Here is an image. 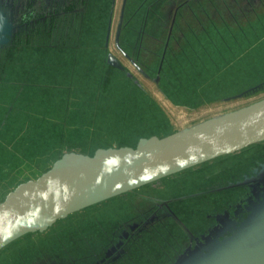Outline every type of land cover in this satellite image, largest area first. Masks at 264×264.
<instances>
[{
    "label": "trees",
    "instance_id": "1",
    "mask_svg": "<svg viewBox=\"0 0 264 264\" xmlns=\"http://www.w3.org/2000/svg\"><path fill=\"white\" fill-rule=\"evenodd\" d=\"M112 1L110 8L106 7L103 13V19L109 14L108 21ZM125 2L117 28L116 45L147 76L148 73L141 64L119 43L120 29L125 25ZM49 3L50 0H0L1 8L14 26L9 43L0 46L4 56L9 58V64L5 63L9 70L8 77L21 80L20 88L28 92L31 89L42 92L40 96L45 100L50 86H36L24 73L33 76L39 69L47 72L45 64L50 62L51 52L54 50L50 48L49 41L55 33L61 31L66 18L65 10L53 12ZM173 6L174 4L169 5L168 12ZM246 18L260 27L264 25V21L252 12ZM107 36L108 34L106 39ZM255 38L256 36L251 41ZM26 52L28 54H25V59L34 55L31 53H38L39 57L32 56L29 59L31 63L21 64L19 59L23 60L21 56ZM262 58L264 53L254 54L249 59L246 79L252 78L251 82H255H248L243 85H248V88L236 93L232 90L231 93L244 92L248 97L264 90V79L257 81L258 77L264 78V75L261 76L252 69H258L257 64L264 63ZM177 65L178 63L174 64V69ZM103 67L108 78L113 71L121 74L119 70L106 64ZM167 73L164 70L162 75L153 78L160 91L175 105L191 102L189 99L194 93H184V88L195 87L196 76L183 71L182 77H178L172 72V83L167 84L169 80L163 77ZM231 74V80L238 77L237 70ZM214 79L221 83L220 79ZM3 82L2 84H10L7 79ZM173 84L176 90L168 89ZM224 98L226 97H217L214 101ZM199 105L200 101L188 106L194 108ZM12 108L14 109L13 103ZM157 119H161V129L144 134L139 132L132 139L119 141L114 146H134L141 136H163L172 132L171 125L167 119L162 118V114ZM29 125L31 124L26 123L25 127ZM95 128V125L90 128L91 135L86 145H72L79 147L77 152L92 154L99 147L111 146L94 138ZM77 131V135H80L84 129ZM57 134L61 138L59 130ZM207 163L87 205L56 220L55 224L43 232L23 234L0 249V264H237L245 259H252L254 254L264 253L261 247L264 243V140L213 159L211 163L216 168H212L214 172H206V178H211L214 182L197 189L196 186L192 188L191 180L199 173L204 177L203 169L207 168L204 166ZM50 165L39 169V172L47 170ZM240 190L242 191L237 195ZM206 196L212 200L205 199ZM213 198L219 199L220 203H216ZM199 199L202 200L201 204H197ZM254 246L261 250L255 252Z\"/></svg>",
    "mask_w": 264,
    "mask_h": 264
},
{
    "label": "rangeland",
    "instance_id": "2",
    "mask_svg": "<svg viewBox=\"0 0 264 264\" xmlns=\"http://www.w3.org/2000/svg\"><path fill=\"white\" fill-rule=\"evenodd\" d=\"M122 1H112L108 23L109 47L105 48L102 54V59H105L104 56L109 52L120 61L124 67V72L120 70L121 74L113 72L114 74H110V78H108L105 72L99 73L101 70L105 71V67L100 65L102 59L99 62L100 66L88 65L86 61L81 65L79 59L75 65H71V56L75 55L74 52L67 49L55 52L51 54L50 62L45 64L47 72L39 69L33 76L24 73V76L31 78L36 86H50L45 94L46 100L41 98L42 92L31 89L30 92L25 91V93L19 94L12 101L14 109H12V103L5 101L21 90V88H16L22 86L21 80L8 77V71L7 75L5 71V78L10 84H2L4 82L0 78V93L5 92L6 95L0 100V102H5L4 110L0 109V201L18 183L28 178L37 177L40 173L39 169L50 165L57 155L70 149L79 150V147L72 145L77 143L81 146L86 145L87 139L91 135L90 128H93V125L96 126V132L93 133L94 138L104 141L105 145L114 146L119 141L132 139L139 132L144 134L161 129L163 127L159 121L161 119H157V116L161 117V114L162 118L167 119L171 125V130L174 131L194 123H200L213 114L220 115L221 112L238 108L264 96V90L248 97H245L243 92L240 93L243 95H239L236 100L216 103L218 101H214L215 98L224 96L231 99L236 94L230 91L239 92L248 88V85L243 86L244 84L255 82H251L252 78L246 79L243 76L231 80L233 79L231 74L229 79L232 82L225 87L213 85L211 79L204 78L201 81L199 79L194 82L195 87L184 88V93H194V96L189 99L193 103H184L186 105L179 106L172 103L160 91L154 77L151 76L152 74H147V76L140 74L139 70L131 64L116 45L114 34L120 12L122 13L123 9H121ZM257 8L259 11H263L260 19L264 21V6L258 5ZM229 9H226L224 18H216L217 25L225 27L226 32L229 28L239 32L238 29L236 30L239 13L230 12ZM246 30L245 35L248 36V40L253 39L252 34H257L260 41L253 47H251V42L243 44L240 48L246 47L244 53L251 52L255 48L263 49L264 25H261L259 29H253L247 25ZM222 34L224 35L223 41L228 42L230 40L228 35L224 32ZM219 35L220 32L202 33L205 41L195 43L198 48L197 52L204 56L199 61L204 67H211L213 60L221 59L220 56H223H214L215 48L222 46L221 40L218 39ZM243 35L239 34L240 37ZM186 36L187 40L191 41H194L196 37V35L187 32ZM242 40L245 41V39ZM86 51L80 50L79 52L85 53ZM25 54L28 52L24 53V56ZM31 54H34L32 56L35 58L39 57L38 53ZM32 56L23 60L25 64L31 63L29 59H32ZM89 59L94 60L95 58L91 56ZM3 61L9 64V58L4 56L3 50H0V63ZM190 61L193 63V58ZM177 71L174 70L173 74L182 77L183 73ZM127 72L133 77H128ZM258 73L261 76L264 75V63L259 66ZM100 74H103V80H98ZM170 76L167 73L166 80H171ZM133 79H136L141 86H137ZM262 79L264 78L258 77L257 81ZM252 85L254 83L250 86ZM198 101L201 102V105L194 108L189 107ZM26 123L31 125L25 127ZM19 127L21 130H18ZM77 129H84V131L77 135L79 134ZM58 130L62 133L61 138L57 134Z\"/></svg>",
    "mask_w": 264,
    "mask_h": 264
},
{
    "label": "water",
    "instance_id": "3",
    "mask_svg": "<svg viewBox=\"0 0 264 264\" xmlns=\"http://www.w3.org/2000/svg\"><path fill=\"white\" fill-rule=\"evenodd\" d=\"M13 28L0 6V46L10 41ZM106 61L124 72L111 53ZM126 75L133 77L129 72ZM239 95L243 94L216 103L236 100ZM217 114L163 136L140 137L134 146L99 147L92 154L62 153L47 170L18 183L0 201V249L23 234L47 230L56 220L87 205L264 140V96ZM237 264H264V253Z\"/></svg>",
    "mask_w": 264,
    "mask_h": 264
},
{
    "label": "flooded vegetation",
    "instance_id": "4",
    "mask_svg": "<svg viewBox=\"0 0 264 264\" xmlns=\"http://www.w3.org/2000/svg\"><path fill=\"white\" fill-rule=\"evenodd\" d=\"M110 2L111 0H50L49 7L54 10L53 12L58 10H65L66 12V18L61 25V31L55 33L49 41L50 48L54 49L51 54L67 49L75 53L74 56H71V65H75L79 59L81 65L86 61L88 65L96 64L103 67V64H106L110 66L106 61L109 52L104 56L105 59H102L104 49L109 47V37L107 36L108 39H106V34L109 32V14L107 13L105 19H103V13H105L106 7L110 8ZM124 2L123 0L122 3ZM170 4H174V6L168 12L167 9ZM68 5H71V7H67ZM258 5L264 6V0H245V2L244 0H126L123 10V23L125 25L123 29H120L119 43L122 48L129 51L127 52L130 55L134 56V59L141 64L149 75L152 74V77L162 75L164 70L170 75L174 70H178L177 72L187 71L189 74L196 76L194 82L199 79L200 81L204 80V78L211 80L218 78L221 83L215 80L213 83L216 84L213 85H223L220 87H225L230 80L229 76L231 72L234 70H237L238 77L243 76L247 78L249 72L248 65L250 64L249 59L254 54L264 53V48H255L247 53H244L246 47L240 48L247 42L248 44L251 42V47L259 44L260 40L257 34H253V38L255 36L256 38L252 41L251 39L248 40V36L245 35L247 25H250L253 29L260 28L251 19L246 18L252 12L253 15L260 19L259 15H262L263 11H259ZM228 8H230V12L239 13V17L236 20V30L238 29L237 31L239 32L231 28L226 32L225 27H218L217 25L216 18H224V14L226 16V9ZM117 28L114 34L115 41ZM186 32L196 35L194 41L187 40ZM217 32H220L218 39L221 40L222 46L215 48L214 56H223H220L221 59L213 60L211 67H204L199 63L200 58L204 56L197 52L198 48L195 46V43H203L205 41L202 33ZM222 32L227 34L230 39L226 43L223 41L224 35ZM239 34L244 35L240 37ZM242 39H245V41ZM80 50L87 51L84 53L79 52ZM91 56L95 59L90 60L89 57ZM21 58L25 60L24 55ZM192 58L193 63L190 61ZM101 59L102 63L99 65ZM23 60L19 59V62L24 64ZM177 63L178 65L174 69V64ZM260 63L257 64V68H259ZM111 68L115 67L111 66ZM252 69L258 72V69ZM5 71L6 75L7 71L9 75V70L3 61L0 63V74L2 75L0 78L3 80L6 79ZM101 72L104 71H99V73ZM163 77L167 78L164 75ZM173 78L171 77V79ZM103 79V74H100L98 80ZM169 82L172 83L170 79L167 84ZM170 88L176 90L174 84L169 85L168 89ZM25 91L28 92L21 88L20 91H17L13 97L5 102L12 103L19 94L25 93ZM4 93H0V100L6 97ZM5 102H0L1 111L4 110ZM212 160L207 161L208 163L204 165L207 166V168L203 169V173H205L204 177L199 173L194 180H191L192 188L196 186L195 188L197 189V187L212 183L213 179L206 178V172L213 171L212 168H216L215 165H212ZM241 191H238L237 195ZM205 199L212 200L208 196ZM213 200L216 203H220V200L217 198H213ZM201 203L202 200H197V204Z\"/></svg>",
    "mask_w": 264,
    "mask_h": 264
}]
</instances>
